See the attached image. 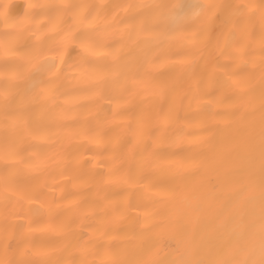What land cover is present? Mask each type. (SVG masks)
<instances>
[{
  "label": "snow or ice",
  "instance_id": "obj_1",
  "mask_svg": "<svg viewBox=\"0 0 264 264\" xmlns=\"http://www.w3.org/2000/svg\"><path fill=\"white\" fill-rule=\"evenodd\" d=\"M116 7L134 11L127 19L117 21L119 13L109 19L107 6L84 0L29 3L21 16L10 15L9 5H3L0 108L6 128L25 125L33 105L40 103V119L46 123L36 128L38 134H47L56 127L65 130L69 143L82 137L96 145L92 159L97 154H112V168L104 183H112L111 175L119 172L122 184L148 186L144 182L150 180L149 173L174 171L177 183L163 188L167 198L157 201L172 204L174 210L151 216V226L129 225L126 244L115 252L111 246L105 250V254L116 256L111 264H264V90L257 98L246 89L245 73L255 69L256 63L243 58L247 47L258 45L259 73L264 82V0L242 5L198 0L192 6L184 0H168ZM217 19L222 32L214 49L217 56L230 59L231 64L217 62L204 77H197L194 65L203 58L210 43V27ZM119 24L134 26L138 36L145 34L143 46L125 51L117 37ZM256 24L261 32L254 41L251 29ZM181 33H188L186 58L181 61L184 70L174 79L161 80L154 68H149L151 51ZM73 50H79L75 58L71 56ZM66 80L84 82L81 98L89 101L91 120L83 118L69 125L64 123L65 114L54 110ZM170 91L177 93L180 103L164 110L159 101ZM137 95L150 96L153 103L129 121L131 98ZM184 102L202 103L213 121L234 117L240 131L215 140L203 135L213 133L206 122L192 121L184 127L204 124L199 137L208 145V153L191 161L175 153L163 154L161 148L183 143L190 135L184 128H173L182 119ZM228 102L234 111H216ZM105 105L112 106L111 117L104 113ZM117 117H121L119 125ZM170 130L174 138L169 137ZM11 155L12 146L6 140L2 158L7 161ZM53 156V163L65 164L62 175L70 179L73 187L75 181L96 175L91 169L85 171L79 159H69L65 150ZM50 159L37 157L25 163L31 169L43 170ZM209 168L216 171L214 184L199 181L191 190L179 188V182ZM17 175L9 168L0 172L5 201L3 234L5 240L11 236L16 241L15 247L5 248L6 257L11 258L0 260V264H82L78 260L64 262L59 257L71 248L87 254L95 244L96 232H110L135 206L131 200L118 206L112 204L99 187L96 199L84 204L83 191L77 189L72 207L62 214L55 195L38 192L46 189L54 193V188L41 183L24 189ZM13 202L21 206L38 203L39 207L25 211L29 217L26 223L11 224L9 216L13 213L8 205ZM100 202L111 209L110 214L106 213L96 226L84 224L89 215H95ZM77 228H92L89 239L79 236ZM37 232H50L56 240L38 243ZM165 237L175 242V248L169 258L162 259L160 244Z\"/></svg>",
  "mask_w": 264,
  "mask_h": 264
},
{
  "label": "bare ground",
  "instance_id": "obj_2",
  "mask_svg": "<svg viewBox=\"0 0 264 264\" xmlns=\"http://www.w3.org/2000/svg\"><path fill=\"white\" fill-rule=\"evenodd\" d=\"M81 0H0V11H3V5H9V13L12 16L23 15L26 5L29 3H45V4H60V3H79ZM84 2L92 4H102L107 6L108 18L111 19L113 15H116V20L127 19L134 11L128 9L127 12L119 9L116 6L119 5H136L142 3H165L168 0H84ZM198 0H184L186 5H195ZM205 3H217L224 2L230 4H247V3H259V0H203ZM0 31H3V25L0 23ZM222 25L220 20L217 19L210 27V43L206 49H204V56L194 65V72L197 77H204L212 68V65L220 62L225 64H231L230 59L217 56L214 44L217 38L221 36ZM260 26L256 24L251 29L252 39L258 40L260 36ZM188 33L177 34L174 38L166 41L161 47H154L151 51L150 60L152 64L149 65L150 69H153L158 74L161 80L174 79L181 71L184 70V65L181 63L186 58L187 52L186 36ZM117 37L122 40L125 51L131 49L136 50L142 47L146 38L145 34L137 35L135 27L128 26L126 24H119L117 29ZM132 41H136L135 44ZM79 50L71 51V56L75 58ZM3 50L0 49V60L3 59ZM261 52L257 44L252 43L246 48L244 59L254 61L256 68L252 69L249 73H245V87L249 93L254 97H259L261 91L264 90V82L261 81L259 73V61ZM251 69V64L249 65ZM84 82L80 80H66L63 82L62 95L57 100L55 105L56 112H63L67 119L64 123L69 125L75 124L78 120L87 118L91 120L93 118V110L87 107L89 101L81 98V92ZM131 86V84H130ZM68 103H65V101ZM153 103V98L150 96H134L131 98V104L129 106V112L127 117L131 121L134 116L141 111L148 110ZM177 93L170 91L159 101V105L164 110L173 104H179ZM2 104V101H0ZM235 108L231 102L225 103L216 109L218 112L230 113ZM104 113L111 117L113 113L112 106L105 105ZM41 104L36 103L32 108V115L28 118L27 123L23 126L12 128L11 126L6 128V122L3 118L2 108H0V172L5 168H9L13 173H17L18 184L24 189H30L33 186H38L41 183L55 189L54 193H49L46 189H38L39 193L44 195H55L57 203L61 206V213L64 214L68 209L72 207V200L76 198L77 189L83 191V203L96 199L97 188H101L102 194L106 192L110 198V202L114 205H120L121 202L125 204L131 200L135 205L131 211L125 212L124 218L119 222V225L112 229L110 232L101 233L96 232L94 237L95 244L91 247L90 251L81 255L75 248H71L60 255L61 261L67 262L69 260H78L82 264H111V261L116 259L114 254H105V250L112 247L113 252L117 251L120 247L124 246L127 242V234L129 231V225H138L143 227L145 224L151 226V216L159 212L173 211V205H162L157 201L166 199L163 192V188L176 184L174 171H159L155 175L149 173L150 180L145 181L143 184L134 186H128L120 183L119 172H114L111 175L112 183H104V180L109 176V169L112 168L111 153L103 155L97 154L95 159H92L93 154L97 152L96 145H90L82 137H78L68 142L65 130L58 129L56 127L51 128L47 134L40 135L37 133L36 128L42 123L40 119ZM181 117L179 124L174 125L175 131H179L180 128H184L187 135L183 141L178 145L171 147L165 146L160 149L163 154L175 153L176 157L186 160H195L201 158L202 154L208 153V145L200 142L199 134L201 133L204 124L199 126L193 125L191 127H184L192 121L206 122L207 126L213 129V133H203L205 136L211 135L215 140H218L221 136L234 135L240 131V124L234 117L217 118L215 121L211 120L204 109L202 103L197 104L193 102L188 105L184 102L182 105ZM121 117H117L116 124L119 125ZM10 124V122H9ZM115 131L118 132L119 128L115 127ZM169 137L174 138L173 131L170 130ZM8 141L12 146V155L9 160L5 161L3 157V146L5 141ZM58 150H65L69 159H79L81 167L87 171L91 169L96 173L94 177H85L83 180L75 181L76 187H73V183L69 178L62 175L66 171L65 164L56 162L53 163V153ZM37 157H51L48 165L43 170L31 169L26 166V161H35ZM171 167V166H166ZM191 171V170H189ZM199 181H204L209 184L216 182V171L214 169H207L198 173L195 177L189 176L185 181L179 182V188L181 190H191L198 186ZM157 193H161L159 196ZM9 209L13 213L9 216V223L11 224H24L29 217L25 214V211L30 208H37L39 204L23 206L19 204L10 203ZM4 208L5 201L3 199V185L0 184V260L10 259L6 257L5 248L15 247L16 241L9 236L8 240H5L3 234L4 225ZM111 209L105 207L103 202H100L96 208L95 215H89L84 220V224L96 226L100 224L101 220L105 217V214H110ZM148 216H145V213ZM15 213H20L19 215ZM33 224L37 220L32 221ZM92 228L79 229L77 228L79 236H82L84 240H88L92 234ZM36 241L38 243L50 244L55 242L56 236L50 232H37L35 233ZM175 248V242L172 239L164 238L160 244V255L162 259L170 257L173 249Z\"/></svg>",
  "mask_w": 264,
  "mask_h": 264
}]
</instances>
